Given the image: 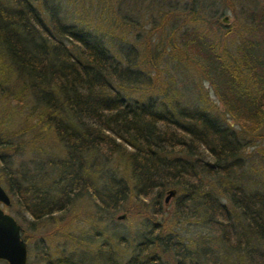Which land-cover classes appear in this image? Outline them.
Listing matches in <instances>:
<instances>
[{
	"label": "trees",
	"instance_id": "16d2710c",
	"mask_svg": "<svg viewBox=\"0 0 264 264\" xmlns=\"http://www.w3.org/2000/svg\"><path fill=\"white\" fill-rule=\"evenodd\" d=\"M155 1L0 0L7 210L84 255L45 264H264V0L238 41Z\"/></svg>",
	"mask_w": 264,
	"mask_h": 264
},
{
	"label": "rangeland",
	"instance_id": "374dc122",
	"mask_svg": "<svg viewBox=\"0 0 264 264\" xmlns=\"http://www.w3.org/2000/svg\"><path fill=\"white\" fill-rule=\"evenodd\" d=\"M198 3L195 4V9L199 10L203 14H205V21L210 22L213 21L215 18L218 19L219 23L222 17H227V22L222 23L225 26H218L210 29V32L213 33L216 36H220L222 34H227L229 38H233L235 41H238L239 37L241 35H244L245 29L247 27H250V12H253L257 8V2L260 4L259 0H197ZM156 3H159V9L161 11H166L168 8L171 9V7H177L179 9H183V5L186 3V0H156ZM167 3V5H166ZM178 3V4H177ZM166 5V6H165ZM153 8L156 9L157 6L153 5ZM188 8V5L186 6V9ZM196 10V11H197ZM155 15V14H153ZM185 16H189L185 15ZM155 17H157L155 15ZM154 17V18H155ZM190 19H193L194 16L191 15L188 17ZM183 17H176L174 23H170L166 29H165V36H168L171 32V30L175 29L178 25H180V22L182 21ZM172 24V27L170 25ZM198 25V23H196ZM221 24V23H220ZM202 25L201 28H210L209 24H200ZM195 24L188 23L186 26H183L179 30L174 31V39L177 45H179L178 48H182L180 44L182 43V40L187 38L188 36H184L187 33H189L193 28H195ZM228 32H227V31ZM227 33H226V32ZM211 34V35H213ZM204 89H208L209 85L204 84ZM26 158V157H25ZM12 201V199H11ZM167 208H169V203L167 205ZM12 209V208H11ZM7 212L16 220V222L19 224L21 228V234H24L25 236L29 237L30 240L26 243V264H45V258H50L51 261H53L57 257V253H62L64 256L68 257L72 260H79L84 255L82 251L69 245H60L57 244L55 241L51 242L52 240H47L44 238L45 234L49 232L52 228V224L49 223H43L41 227L33 231L29 227V224L31 223V219L22 213L16 212L14 208L12 210L8 209ZM123 213H118V215H122ZM124 215V214H123ZM127 216H125L122 220H114V221H108L106 226L100 225L97 226V228H94L93 224L90 223H74L72 226V234L75 237L79 238H87L88 236L94 238L98 245L100 242L98 240L102 238H95L92 231L96 230L97 232L101 229H105L106 236L111 234V229L113 227L120 228L119 232H128V228L130 224L133 221H130ZM97 225V224H95ZM126 229V230H125ZM114 230V229H113ZM111 243L114 244V241L111 240ZM0 264H6L4 261H0Z\"/></svg>",
	"mask_w": 264,
	"mask_h": 264
},
{
	"label": "water",
	"instance_id": "95a60500",
	"mask_svg": "<svg viewBox=\"0 0 264 264\" xmlns=\"http://www.w3.org/2000/svg\"><path fill=\"white\" fill-rule=\"evenodd\" d=\"M221 23L227 22V17H222ZM175 194L173 189L164 196V204ZM11 205L10 199L0 185V261L6 264H26V244L21 239V228L16 220L7 212ZM125 215H118L117 220H122Z\"/></svg>",
	"mask_w": 264,
	"mask_h": 264
}]
</instances>
